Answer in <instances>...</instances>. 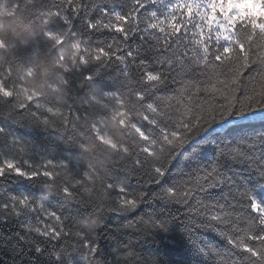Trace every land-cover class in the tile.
<instances>
[{"label":"snow or ice","instance_id":"obj_1","mask_svg":"<svg viewBox=\"0 0 264 264\" xmlns=\"http://www.w3.org/2000/svg\"><path fill=\"white\" fill-rule=\"evenodd\" d=\"M23 10L41 35L20 76L0 65V264H264V0Z\"/></svg>","mask_w":264,"mask_h":264},{"label":"trees","instance_id":"obj_2","mask_svg":"<svg viewBox=\"0 0 264 264\" xmlns=\"http://www.w3.org/2000/svg\"><path fill=\"white\" fill-rule=\"evenodd\" d=\"M19 2L21 8H17L15 5ZM35 0H0V38H6L9 44L7 51H0V65H12V74L13 78H16L21 75L22 69L19 64L15 61V56L18 53L26 52L33 46L36 38L41 35V28L37 25L30 24L29 21V11H25L24 6L32 5ZM35 11V9H31ZM49 45H41V56L40 61L44 63H49L51 61V56L47 55ZM67 47V46H66ZM54 51L52 55H56ZM38 61L37 63H39ZM49 80L55 81L58 77L55 73H49ZM24 84L28 88L37 87L38 89L45 85L43 79H31L25 78ZM45 91H48L47 87H44ZM68 93L66 91H61L59 93H50L54 100L60 104L63 103L64 97ZM84 101L82 99L75 100L76 105L82 104ZM91 116V113H90ZM91 123V119L87 121H80L79 127L81 129H86ZM104 127L107 128L113 136L119 138V127L111 119H105ZM41 140H44L43 137H40ZM46 142V141H45ZM85 149L87 154L91 157V161L94 164L100 165L105 163H111L112 161L107 157V155L101 156L99 154L93 155L97 152V143L94 140L88 139L85 142ZM75 159V157H73ZM85 163L82 161V164ZM176 165L174 164L173 167ZM88 220V219H87ZM85 220V221H87Z\"/></svg>","mask_w":264,"mask_h":264},{"label":"clouds","instance_id":"obj_3","mask_svg":"<svg viewBox=\"0 0 264 264\" xmlns=\"http://www.w3.org/2000/svg\"><path fill=\"white\" fill-rule=\"evenodd\" d=\"M84 226L86 228H97L100 226L101 222L98 219H88L87 221H83Z\"/></svg>","mask_w":264,"mask_h":264}]
</instances>
